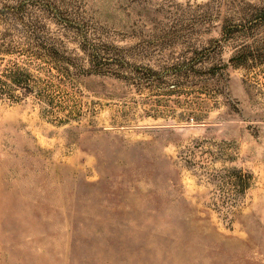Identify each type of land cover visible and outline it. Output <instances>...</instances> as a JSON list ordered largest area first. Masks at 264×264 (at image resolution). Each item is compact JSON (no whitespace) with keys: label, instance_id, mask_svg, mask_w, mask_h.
Here are the masks:
<instances>
[{"label":"rangeland","instance_id":"1","mask_svg":"<svg viewBox=\"0 0 264 264\" xmlns=\"http://www.w3.org/2000/svg\"><path fill=\"white\" fill-rule=\"evenodd\" d=\"M0 264H264V0H0Z\"/></svg>","mask_w":264,"mask_h":264},{"label":"trees","instance_id":"2","mask_svg":"<svg viewBox=\"0 0 264 264\" xmlns=\"http://www.w3.org/2000/svg\"><path fill=\"white\" fill-rule=\"evenodd\" d=\"M5 77L12 83L14 86H20L24 78H22V74L18 72V69H10L9 71H5Z\"/></svg>","mask_w":264,"mask_h":264}]
</instances>
